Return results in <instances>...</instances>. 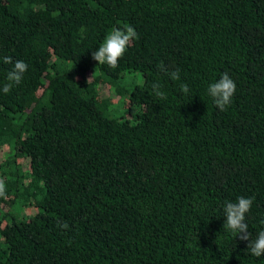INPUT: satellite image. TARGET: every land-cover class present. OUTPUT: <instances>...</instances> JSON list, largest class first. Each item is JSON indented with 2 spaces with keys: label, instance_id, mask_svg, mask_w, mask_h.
Here are the masks:
<instances>
[{
  "label": "trees",
  "instance_id": "trees-1",
  "mask_svg": "<svg viewBox=\"0 0 264 264\" xmlns=\"http://www.w3.org/2000/svg\"><path fill=\"white\" fill-rule=\"evenodd\" d=\"M125 24L138 39L97 64ZM4 57L28 66L7 94ZM0 179V264H264L223 227L244 196L264 230V0H0Z\"/></svg>",
  "mask_w": 264,
  "mask_h": 264
},
{
  "label": "clouds",
  "instance_id": "clouds-1",
  "mask_svg": "<svg viewBox=\"0 0 264 264\" xmlns=\"http://www.w3.org/2000/svg\"><path fill=\"white\" fill-rule=\"evenodd\" d=\"M138 39V33L130 25L122 27H113L105 36L104 42L93 51L91 56L99 65L107 64L110 68L115 69L119 66V61L124 56L128 47L134 40ZM3 63L13 64L11 57H4ZM27 64L22 60H17L13 64L11 71L7 73V83L4 84L2 91L7 94L15 85H19L23 79V74L27 70ZM161 71L165 72L174 81L180 80V70L169 71L161 62ZM162 85L159 82L153 83L151 89L153 94L159 99H167L166 93L161 91ZM180 90L188 94L190 89L186 83L180 84ZM208 95L212 97L214 105L219 111H227L232 102V97L236 91L234 80L227 73L221 74L218 80L208 85ZM7 187L4 179H0V198H5ZM254 198L240 196L235 203L225 201L224 216L226 217L224 226L234 237L241 241H247V249L251 255L260 257L264 255V230L258 232L256 238H251L248 224L245 222L246 214L251 210ZM62 229L69 226L66 222L61 221L59 225Z\"/></svg>",
  "mask_w": 264,
  "mask_h": 264
},
{
  "label": "rangeland",
  "instance_id": "rangeland-1",
  "mask_svg": "<svg viewBox=\"0 0 264 264\" xmlns=\"http://www.w3.org/2000/svg\"><path fill=\"white\" fill-rule=\"evenodd\" d=\"M135 78L137 79V82L132 81L131 82V87L133 85H139L140 84V75L136 74ZM99 85H102L100 81H99ZM102 97H105V98L108 97L111 103H115V101L118 100L117 99V95L114 92H112L111 90H107V91L106 90H102V91H100L98 98L100 99ZM120 103H122L121 105L123 107H121V106L117 107V109L114 111L113 116L115 118H121V117L125 118L126 117V115H124V114H125V109L127 107V102L123 100L122 102L120 101ZM19 162H21V161H19ZM33 211H34V209L31 208V209H26L25 212H26V214H31Z\"/></svg>",
  "mask_w": 264,
  "mask_h": 264
}]
</instances>
